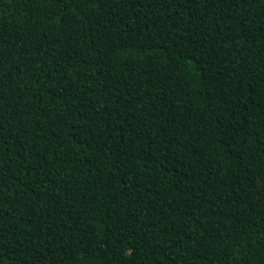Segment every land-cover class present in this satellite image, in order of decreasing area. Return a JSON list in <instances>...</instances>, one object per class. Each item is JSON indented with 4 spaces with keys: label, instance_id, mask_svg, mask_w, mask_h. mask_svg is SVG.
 <instances>
[{
    "label": "trees",
    "instance_id": "16d2710c",
    "mask_svg": "<svg viewBox=\"0 0 264 264\" xmlns=\"http://www.w3.org/2000/svg\"><path fill=\"white\" fill-rule=\"evenodd\" d=\"M0 264H264V0H0Z\"/></svg>",
    "mask_w": 264,
    "mask_h": 264
}]
</instances>
